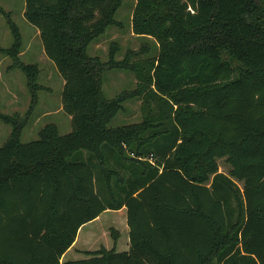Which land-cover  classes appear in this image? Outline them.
Wrapping results in <instances>:
<instances>
[{
	"label": "trees",
	"instance_id": "16d2710c",
	"mask_svg": "<svg viewBox=\"0 0 264 264\" xmlns=\"http://www.w3.org/2000/svg\"><path fill=\"white\" fill-rule=\"evenodd\" d=\"M24 1L65 81L72 131L48 124L23 143L26 117L0 112L12 128L0 147V264H264V0H135L132 33L156 53L142 44L119 61L114 42L107 62L89 49L123 27L125 0ZM0 13L13 38L0 52L26 75L32 111L39 68L22 63L21 31ZM109 70L133 74L134 90L108 99ZM135 99L141 120L111 127ZM123 207L128 252L60 261L82 225Z\"/></svg>",
	"mask_w": 264,
	"mask_h": 264
},
{
	"label": "rangeland",
	"instance_id": "374dc122",
	"mask_svg": "<svg viewBox=\"0 0 264 264\" xmlns=\"http://www.w3.org/2000/svg\"><path fill=\"white\" fill-rule=\"evenodd\" d=\"M135 0H125L122 8L119 10L117 14V19L123 23L122 28L113 27L110 28L106 34L101 37L97 42H95L89 49V53L92 56H98L103 62H107L109 59V51L112 43H116L119 51L116 56L117 60H122L128 50L132 51H139L142 47V44H146L151 49V54L156 53V45L152 39H143L135 36L131 30V18L132 13L135 5ZM24 0H0V7L5 12H10L11 17L14 22L18 25L22 37L23 42L26 43L22 53L20 54V60L23 64H35L41 66L42 73L38 74V81L44 84V81L47 82L51 81L52 90L49 93V96L53 99V109H57L59 96L61 95L62 90V81L60 77H57L54 69L56 68L54 63L48 61L41 50V39L38 37L37 32L35 31L34 27L30 25L24 18ZM13 43V38L10 32V29L6 23L5 17L0 13V48L3 50L8 49L11 47ZM29 44V47L27 46ZM24 52V53H23ZM39 64V65H38ZM53 64V65H51ZM13 60L3 52H0V112L4 114H8L11 116L17 115L18 117L25 118L23 115L26 111L21 112L17 111L19 108H24L27 105V102L24 95L21 93V101L13 104L9 100L8 96V88H17L18 86L24 87V94L27 92V79L26 75L22 72V70L17 69L15 72H6L7 69H13ZM53 66V67H52ZM46 74V76H45ZM59 74V73H58ZM45 79V80H44ZM136 86V79L133 74L126 71H117V70H109L106 71L104 74V85L103 91L105 96L108 99L116 98L118 95L124 92H131L134 90ZM19 89V88H18ZM21 90V89H19ZM44 92H40V96H45ZM22 115V116H21ZM67 115L66 113L62 112L61 114H55L48 118L47 123H52L54 120L64 119L66 120ZM141 120V113H140V101L135 100H128L124 103V111L119 113L110 123L111 127H118L130 123H136ZM58 121L54 123L58 124ZM65 126V125H64ZM43 126L38 124L35 127H31L26 125L25 130L23 131L21 140L23 143H29L36 139H38V132L42 129ZM69 129L72 127L71 122L68 123ZM12 131L11 126H8L2 122H0V147H2L5 141L8 139ZM62 134L67 132L64 128L60 130ZM219 163V172L229 174V165L225 162V159H220ZM240 187H242V183H238ZM108 216L102 218L98 222L97 225L104 230L107 225H109L110 221L108 220ZM127 225V223H126ZM95 227V225H93ZM99 227V228H100ZM98 228V229H99ZM122 228V226H121ZM97 229V230H98ZM109 229V236L108 238L111 239V243H113V238L111 235V230ZM115 230V229H114ZM122 230V229H121ZM108 231V230H106ZM125 234V232H123ZM104 235V234H103ZM123 237V236H122ZM102 240H105V236H102ZM73 254L70 253L67 259L72 260ZM83 257V256H82ZM83 259V258H81Z\"/></svg>",
	"mask_w": 264,
	"mask_h": 264
},
{
	"label": "crops",
	"instance_id": "0c3cea01",
	"mask_svg": "<svg viewBox=\"0 0 264 264\" xmlns=\"http://www.w3.org/2000/svg\"><path fill=\"white\" fill-rule=\"evenodd\" d=\"M24 7H25V4H24ZM24 11H25V8H24ZM23 15H24V12H23ZM34 29L37 32L38 37H40L39 30H37L35 27H34ZM26 43H28V42H26ZM26 43H24V46ZM27 46L29 47V44ZM41 50L44 53L46 59L51 62V60L46 56L42 44H41ZM51 65H53V64H51ZM39 69H40V74H41L42 68L40 65H39ZM53 69H54L57 77H60V79L62 81V85L64 86L65 81L60 76V74H58L57 69L54 67H53ZM15 70H17V69L9 68L6 70V72L12 73V72H15ZM45 76H46V74H45ZM38 84L40 86H42L43 89H41L39 91V95H38L39 100H38L37 105L34 106V110L31 111V109H30L31 96H30L28 88H27L26 94H24V87L23 86H18L15 89H13L14 87L11 89L8 88L7 90H8L9 100L11 102H13V104H15V102L17 103L18 101H21V99H20L21 93L24 95V97L26 99L25 102H27V105H26L25 109L19 108V110H17V111H21V112L26 111L23 116L26 117L27 127L28 126L35 127L38 124H41V126H43L42 128H44L48 124H54L57 126L61 135H66V134L70 133L72 131V127L69 129L68 123L70 121L71 125H72V121H71L72 117L68 114H66L67 115L66 120L59 119L60 121L54 120V121H52V123H47L49 117H51L55 114H61L62 112H64L62 100H61V95L58 97L59 98L58 107L55 110V109H53V102H52L53 99L49 96V93L45 92V91L50 92L52 90V86H50V84H52V82L51 81L47 82V78H46V82L44 81V84L42 82L40 83L39 81H38ZM63 86H62V89H63ZM18 88L21 90H19ZM40 92H44L46 95L41 97ZM60 92L62 93V90ZM55 121H58V124L54 123ZM62 128H64L66 130L64 132H67V133L62 134V132L60 131ZM84 158L86 161H88L90 159V156L87 153H85ZM92 162L95 163L94 160H92ZM99 183L98 182L96 183L97 188H99V186H101V185H98ZM106 216L109 217L108 220L110 221V223H109V225H107V227L104 230H102L101 227L97 224L100 220H102V218H104ZM126 223H127V209H126V207H123L119 210L108 209V210L104 211L99 217H97L96 219H94L93 221H91L89 223L82 225L79 228V230L77 231L76 239H75L73 245L64 253V255L62 256L60 261L62 263H64L67 261L85 260V259L89 258L85 254L86 252H96L102 248H105L107 250L115 249L116 252H118V253L128 252L130 250V238H129V227H128V224L126 225ZM93 225H95V227H93ZM121 226H122V228H121ZM111 228H113L119 232V237H118L117 241H114V239H113V243H111V239L108 238L109 229H111ZM106 230H108V231H106ZM123 232H125V234H123ZM102 236H105L104 241L102 240ZM70 253L73 254L72 260L67 259L68 255ZM81 258H83V259H81Z\"/></svg>",
	"mask_w": 264,
	"mask_h": 264
}]
</instances>
